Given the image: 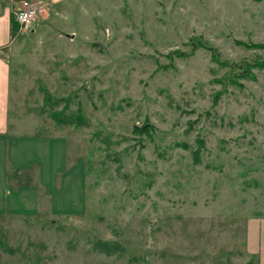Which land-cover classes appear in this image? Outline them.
Segmentation results:
<instances>
[{"label": "rangeland", "instance_id": "rangeland-1", "mask_svg": "<svg viewBox=\"0 0 264 264\" xmlns=\"http://www.w3.org/2000/svg\"><path fill=\"white\" fill-rule=\"evenodd\" d=\"M44 2L38 35L19 32L9 56L10 130L65 139L83 207L0 215V264H257L264 71L231 83L264 60L236 45L264 46V0ZM39 171L19 184L43 194Z\"/></svg>", "mask_w": 264, "mask_h": 264}, {"label": "crops", "instance_id": "crops-1", "mask_svg": "<svg viewBox=\"0 0 264 264\" xmlns=\"http://www.w3.org/2000/svg\"><path fill=\"white\" fill-rule=\"evenodd\" d=\"M36 1L47 5L45 0ZM71 1L80 0H48V3L65 5ZM19 3L20 0H0V215H19L26 218L40 212L44 201L50 205L52 213L67 215L83 207L84 172L80 163L71 168L67 167L65 139L59 135L38 137L41 135L29 134L21 137L10 130L9 56L18 52L21 47L15 45L16 38H19V28L14 21V13L18 10ZM46 14L49 19L51 14L48 10ZM42 19L35 21L34 24L38 25L32 27L28 35H38L41 29L38 26ZM6 158L10 164L5 169ZM32 164H40L39 176L45 187V194H39L34 188L28 187L31 183L29 180H24L27 184H19L25 179L21 176L23 171ZM17 185L20 186L16 188ZM263 245L256 242L252 245V250L248 241V250L255 255L257 264H264Z\"/></svg>", "mask_w": 264, "mask_h": 264}, {"label": "trees", "instance_id": "trees-1", "mask_svg": "<svg viewBox=\"0 0 264 264\" xmlns=\"http://www.w3.org/2000/svg\"><path fill=\"white\" fill-rule=\"evenodd\" d=\"M194 43L196 46H204V48H206L207 50H209V52L211 53V60L215 63V62H219V57L216 53L215 50L213 49H209L207 47H205L206 45H204L203 41L202 43L198 40H194ZM236 45L240 46V47H243L245 49H264V46L263 45H258V44H245V43H242V42H236ZM177 56H182L183 54L182 53H175ZM220 65H226V63H223V62H219ZM261 69L264 71V60L263 61H259L253 65H249V66H245V68L242 69L241 73L238 74L236 73V78L232 81L231 85L232 86H235V87H240L239 83H238V77L240 78H251V71L252 69ZM246 70V71H245ZM80 111L77 115H68V121L66 122H70L72 124H74V122L78 120V124L81 122V120H83L82 117H80ZM52 119L54 121H59L60 119V115L59 113H55L53 112V114L51 115ZM66 122H60V123H66ZM65 125H68V124H65ZM138 130V129H137ZM193 158L196 160V163H198V160L200 159V153L199 152H195L193 153ZM95 249V248H94ZM114 250H117L115 249V246L114 245H111L109 242H103V241H98L96 243V249L95 251L97 252H101V253H104L108 256H111L112 254H115V251ZM120 256H124V251H119V254Z\"/></svg>", "mask_w": 264, "mask_h": 264}, {"label": "built area", "instance_id": "built-area-1", "mask_svg": "<svg viewBox=\"0 0 264 264\" xmlns=\"http://www.w3.org/2000/svg\"><path fill=\"white\" fill-rule=\"evenodd\" d=\"M45 7L42 2L36 0H21L19 9L14 13L15 22L19 32L30 33L36 18L43 17Z\"/></svg>", "mask_w": 264, "mask_h": 264}]
</instances>
